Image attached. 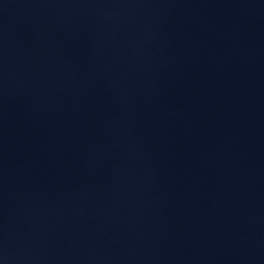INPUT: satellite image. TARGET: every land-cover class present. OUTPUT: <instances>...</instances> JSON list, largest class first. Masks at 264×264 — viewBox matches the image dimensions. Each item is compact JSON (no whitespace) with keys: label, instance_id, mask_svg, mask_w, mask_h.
Returning a JSON list of instances; mask_svg holds the SVG:
<instances>
[{"label":"water","instance_id":"95a60500","mask_svg":"<svg viewBox=\"0 0 264 264\" xmlns=\"http://www.w3.org/2000/svg\"><path fill=\"white\" fill-rule=\"evenodd\" d=\"M0 264H264V0H0Z\"/></svg>","mask_w":264,"mask_h":264}]
</instances>
